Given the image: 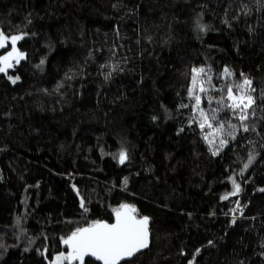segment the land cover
I'll return each mask as SVG.
<instances>
[{
  "label": "trees",
  "instance_id": "1",
  "mask_svg": "<svg viewBox=\"0 0 264 264\" xmlns=\"http://www.w3.org/2000/svg\"><path fill=\"white\" fill-rule=\"evenodd\" d=\"M0 32L24 34L0 72V264H56L122 204L150 242L119 264H264V0H0ZM193 68L212 77L197 92L209 112L252 81V130L226 108L204 139Z\"/></svg>",
  "mask_w": 264,
  "mask_h": 264
},
{
  "label": "snow or ice",
  "instance_id": "2",
  "mask_svg": "<svg viewBox=\"0 0 264 264\" xmlns=\"http://www.w3.org/2000/svg\"><path fill=\"white\" fill-rule=\"evenodd\" d=\"M203 30V29H202ZM24 34H18L11 37L6 36L3 32H0V48L5 47L6 43L10 41L11 51H8L6 55L0 56V72H6V70L13 66L12 61L15 60L19 63V60L24 57L22 52H19L16 48V42L23 39ZM43 63V61H41ZM207 71L204 68L192 69V84L189 88V96L195 100V104L192 106L194 114L199 113V126L201 130L205 127L212 129L211 133H205L204 139L212 144L214 138L218 135H223L225 132V123L218 122L213 124L212 121L217 120V114L224 109L232 110L233 114L241 122V128L244 132H248L249 125L245 123L249 119V109H252L255 100L250 94L254 89L251 88L252 81L244 78L242 83L236 85H227V95L221 96L220 99L215 102L220 105L218 108L210 109L206 111L201 107V95L196 91L199 86V93L207 94L208 88L204 87V84L211 85L212 77L208 76L207 80H201V75H207ZM224 78H228L232 73L225 68ZM16 79H19L17 77ZM15 83V80H13ZM214 89V86H212ZM209 104L214 100L213 97H207ZM225 101H229L226 103ZM182 107H188V105H182ZM195 115L189 123L195 122ZM235 128L230 121L227 123L228 135L235 139ZM213 139H209V136ZM228 141L226 139H220L219 147L223 148ZM219 148L213 151V155H216ZM120 163H124L127 159L126 153L121 151L119 153ZM254 157L249 156L248 163L244 164V169H247L252 163ZM124 183H127L125 178ZM233 191L221 197V199H228L229 196L237 194L241 188L240 185L232 180ZM264 191V189H261ZM83 206V202H82ZM239 209V203L237 202V208L232 209L233 212ZM135 212L134 208L128 205H120L119 209L115 210L116 222L114 224H108L100 221L93 222L87 228H78L72 233V235L63 240V243L68 245L71 251L67 256L64 253H60L55 257L56 264H59L61 260H73L78 259L81 264L84 262L86 255L94 256L97 260L103 261V264H118V262L127 258L133 257L141 249L148 246V217L137 219L132 213ZM211 243V242H209ZM199 251V250H197ZM191 264V262H190Z\"/></svg>",
  "mask_w": 264,
  "mask_h": 264
},
{
  "label": "water",
  "instance_id": "3",
  "mask_svg": "<svg viewBox=\"0 0 264 264\" xmlns=\"http://www.w3.org/2000/svg\"><path fill=\"white\" fill-rule=\"evenodd\" d=\"M73 191H74V194L77 196V198H78V200H79V207L82 208V207H83V206H82V202H83V200L79 197L78 192H77V189H76L75 187H73ZM118 209H119V208H118ZM132 215H134L137 219H141V218L144 217V216H138V215H136L135 213H132ZM100 222H104V223H108V224H114V223L116 222L115 211H114L113 214H112V221H111V222H107V221H104V220H102V221H100ZM91 224H93V223H91ZM91 224H89V225H91ZM89 225L84 226V227H82V228H87ZM147 230H148L147 244H148V246H149V242H150L149 221H148V224H147ZM71 235H72V234H71ZM71 235H69V236H68L67 238H65L64 240L68 239ZM148 246H147L146 248H144V249H141L138 253L143 252L144 250H146V249L148 248ZM61 248H62V250H65V251H66V256H67L68 253L71 251V249L68 247V245L64 244L63 241L61 242ZM138 253H136V254H138ZM136 254H135V255H136ZM135 255H134V256H135ZM131 258H132V257H131ZM131 258H127V259H125V260H122V261L118 262V264L121 263V262H124V261L130 260ZM86 260H91V261H93V262H97L98 264H103V261L97 260L94 256H91V255H86V256L84 257V262H85ZM66 261H67V263H69V264H81V261L78 260V259L66 260ZM84 262H83V263H84Z\"/></svg>",
  "mask_w": 264,
  "mask_h": 264
},
{
  "label": "rangeland",
  "instance_id": "4",
  "mask_svg": "<svg viewBox=\"0 0 264 264\" xmlns=\"http://www.w3.org/2000/svg\"><path fill=\"white\" fill-rule=\"evenodd\" d=\"M14 35H18V34H11V35H6V36L11 37V36H14ZM6 45L9 46L8 49L6 50V52L0 54V56H4V55L7 54L8 51H11V43H10V41L7 42ZM16 48H17V47H16ZM17 50H18L19 52H21L18 48H17ZM15 63H16L15 60H13V61H12V64L14 65ZM10 68H11V67H10ZM8 69H9V68H8ZM8 69H7V70H8ZM7 70H6V72H7ZM16 78H17V76H10V75H9V79H10V81H12V82H13V80L16 81V80H17ZM200 78H201V80H204V81L207 80V78H204V77H200ZM197 92H199V86H197ZM246 163H248V161H247Z\"/></svg>",
  "mask_w": 264,
  "mask_h": 264
}]
</instances>
